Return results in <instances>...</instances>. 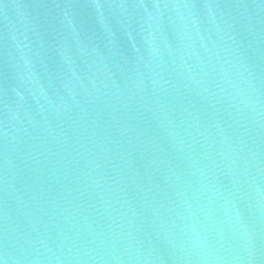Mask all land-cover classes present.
Wrapping results in <instances>:
<instances>
[{"label":"water","instance_id":"water-1","mask_svg":"<svg viewBox=\"0 0 264 264\" xmlns=\"http://www.w3.org/2000/svg\"><path fill=\"white\" fill-rule=\"evenodd\" d=\"M0 264H264V0H0Z\"/></svg>","mask_w":264,"mask_h":264}]
</instances>
